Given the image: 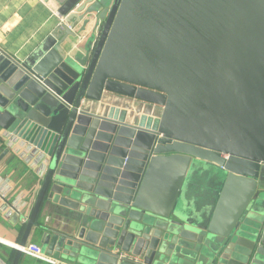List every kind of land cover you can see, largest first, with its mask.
Segmentation results:
<instances>
[{
    "label": "water",
    "instance_id": "95a60500",
    "mask_svg": "<svg viewBox=\"0 0 264 264\" xmlns=\"http://www.w3.org/2000/svg\"><path fill=\"white\" fill-rule=\"evenodd\" d=\"M52 1L63 21L29 55L0 49V129L49 160L20 245L35 233L56 264H264V0ZM211 166L251 181L225 235L179 204Z\"/></svg>",
    "mask_w": 264,
    "mask_h": 264
},
{
    "label": "crops",
    "instance_id": "0c3cea01",
    "mask_svg": "<svg viewBox=\"0 0 264 264\" xmlns=\"http://www.w3.org/2000/svg\"><path fill=\"white\" fill-rule=\"evenodd\" d=\"M49 4L58 11V5L55 2L50 0ZM57 23L56 16L38 0H0V49L13 58L22 60L50 34ZM93 28L94 22L85 31L80 32L81 35L86 36L85 40ZM85 40L79 45L84 46ZM2 132L3 130L0 129V134ZM200 165L202 163H197V166ZM210 168L219 171L213 166ZM213 177L212 179L206 177V180L197 177L199 186L197 185L196 190H191L192 186L188 187V184L192 183L189 179L179 204L180 206L189 205L193 210L202 212L211 230L225 235L236 223L246 204L251 181L242 177L226 178L225 173L221 171ZM37 183L35 173L11 155L0 140V184L10 188L6 202L13 204L19 196L29 202V198H32L31 192L37 188ZM6 202L0 199V237L11 243L20 244L25 227L18 215L9 217L5 214L4 203ZM14 217L18 218L15 222H13ZM40 221L48 225L52 224L53 214L45 209ZM28 242L43 246L41 239L35 233L31 235ZM16 251L0 244V264H11ZM45 263L48 262H42L24 254L20 264Z\"/></svg>",
    "mask_w": 264,
    "mask_h": 264
},
{
    "label": "built area",
    "instance_id": "2783aa9c",
    "mask_svg": "<svg viewBox=\"0 0 264 264\" xmlns=\"http://www.w3.org/2000/svg\"><path fill=\"white\" fill-rule=\"evenodd\" d=\"M38 1L45 5L53 13L54 16L60 18L61 20L63 19L58 11L49 4V2H47L46 0ZM79 7L80 5H78L72 13H76V10ZM69 28L71 30H74L71 28V26H69ZM78 37L79 41L82 42L85 40L86 36L80 34ZM0 140L6 146L11 155L19 159L31 172H34L38 177L37 188H35V190L31 192L32 198H29V202L24 201V199L19 196L18 200L15 201V203H7L6 201L9 196L10 188L5 186L4 184H0V199L6 202V204L4 203L5 214L9 217L12 215H18L20 217V222L23 225H26L32 214L40 183L47 171V164L49 160L43 151L36 148L30 142L14 135L11 132L3 131L0 134ZM0 244L15 250H19L23 254L32 256L42 262L56 264V262H54L51 257L43 252L42 247H40L39 245L28 242L25 246H21L20 244L11 243L10 241H7L2 237H0Z\"/></svg>",
    "mask_w": 264,
    "mask_h": 264
},
{
    "label": "rangeland",
    "instance_id": "374dc122",
    "mask_svg": "<svg viewBox=\"0 0 264 264\" xmlns=\"http://www.w3.org/2000/svg\"><path fill=\"white\" fill-rule=\"evenodd\" d=\"M197 175H200V173H197V172H192L191 174H190V181L192 182L191 183V185H190V183L188 184V187L190 186H192V189L191 190H196L197 189V185L199 186V184H198V179H197ZM215 175H217V173H215V172H212L209 176H211L210 177V179H212V178H214L213 176H215ZM206 177H208V176H206ZM206 177H203V178H205V179H202V180H206ZM192 179V180H191ZM197 182V183H196ZM201 185V184H200ZM16 220H18V218L17 217H14L13 218V222H15Z\"/></svg>",
    "mask_w": 264,
    "mask_h": 264
}]
</instances>
